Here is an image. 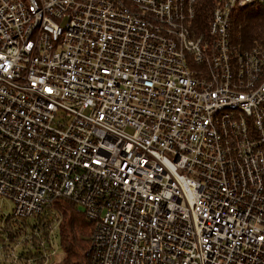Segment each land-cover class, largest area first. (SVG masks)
Returning <instances> with one entry per match:
<instances>
[{
    "label": "built area",
    "instance_id": "1",
    "mask_svg": "<svg viewBox=\"0 0 264 264\" xmlns=\"http://www.w3.org/2000/svg\"><path fill=\"white\" fill-rule=\"evenodd\" d=\"M214 2L0 0V264H65L62 198L91 264H264V0Z\"/></svg>",
    "mask_w": 264,
    "mask_h": 264
},
{
    "label": "trees",
    "instance_id": "2",
    "mask_svg": "<svg viewBox=\"0 0 264 264\" xmlns=\"http://www.w3.org/2000/svg\"><path fill=\"white\" fill-rule=\"evenodd\" d=\"M215 5L209 0L210 9ZM235 32L240 34V42L250 48L264 42V10H242L235 21ZM78 205L67 198L52 202L45 214L38 220H46L47 226H52L57 217L61 219L57 233L59 245L64 252L65 264H91V237L94 233V223Z\"/></svg>",
    "mask_w": 264,
    "mask_h": 264
},
{
    "label": "rangeland",
    "instance_id": "3",
    "mask_svg": "<svg viewBox=\"0 0 264 264\" xmlns=\"http://www.w3.org/2000/svg\"><path fill=\"white\" fill-rule=\"evenodd\" d=\"M5 206H6V207H5L4 209H5L6 212H8V211H9V208L11 207V203H8V202H7ZM78 209H79L80 212H84V209H83L82 206H79ZM21 251H22V248H20V247L17 248V252H18V253H20ZM61 251H62V250H59V253H62Z\"/></svg>",
    "mask_w": 264,
    "mask_h": 264
}]
</instances>
